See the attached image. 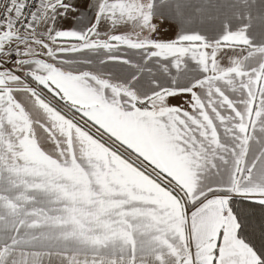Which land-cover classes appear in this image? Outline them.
<instances>
[{
    "label": "crops",
    "instance_id": "obj_1",
    "mask_svg": "<svg viewBox=\"0 0 264 264\" xmlns=\"http://www.w3.org/2000/svg\"><path fill=\"white\" fill-rule=\"evenodd\" d=\"M6 52L0 264H259L264 0H43Z\"/></svg>",
    "mask_w": 264,
    "mask_h": 264
},
{
    "label": "trees",
    "instance_id": "obj_2",
    "mask_svg": "<svg viewBox=\"0 0 264 264\" xmlns=\"http://www.w3.org/2000/svg\"><path fill=\"white\" fill-rule=\"evenodd\" d=\"M229 209L238 224V237L250 246L264 264V203L235 197L229 200Z\"/></svg>",
    "mask_w": 264,
    "mask_h": 264
},
{
    "label": "built area",
    "instance_id": "obj_3",
    "mask_svg": "<svg viewBox=\"0 0 264 264\" xmlns=\"http://www.w3.org/2000/svg\"><path fill=\"white\" fill-rule=\"evenodd\" d=\"M42 9L43 0H0V33L7 27L22 34L27 33L32 28L35 19L41 14ZM17 60L18 56L14 52L8 53L6 58L0 56V63L3 67L14 73H16L14 65ZM63 110L66 109L63 108ZM65 112L70 114L68 111Z\"/></svg>",
    "mask_w": 264,
    "mask_h": 264
},
{
    "label": "rangeland",
    "instance_id": "obj_4",
    "mask_svg": "<svg viewBox=\"0 0 264 264\" xmlns=\"http://www.w3.org/2000/svg\"><path fill=\"white\" fill-rule=\"evenodd\" d=\"M8 53H10V52H6L5 54H3L1 57L2 58H6V56H7V54ZM15 53V52H14ZM236 197H238V196H236ZM233 198H235V197H233ZM244 198V197H243ZM232 199V198H231ZM230 199V200H231ZM253 200V199H252ZM254 201H258V202H262V203H264V195H262V196H259V198H257V199H254Z\"/></svg>",
    "mask_w": 264,
    "mask_h": 264
}]
</instances>
